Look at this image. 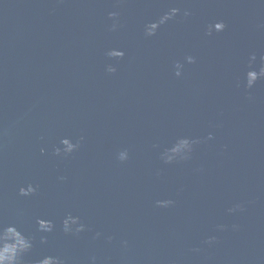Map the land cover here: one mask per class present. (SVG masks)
<instances>
[{
  "label": "water",
  "instance_id": "water-1",
  "mask_svg": "<svg viewBox=\"0 0 264 264\" xmlns=\"http://www.w3.org/2000/svg\"><path fill=\"white\" fill-rule=\"evenodd\" d=\"M171 7L180 11L145 36L144 25ZM221 20L223 31L205 34ZM251 53L258 67L264 0H0V223L34 237L26 264L44 255L65 264L92 256L95 264H264V79L244 87ZM65 136L83 140L54 155ZM182 136L201 143L189 159L165 163L160 153ZM27 183L37 191L20 196ZM164 199L174 204L158 207ZM236 203L243 210L228 213ZM69 212L86 231H62ZM37 218L54 230L38 232Z\"/></svg>",
  "mask_w": 264,
  "mask_h": 264
},
{
  "label": "clouds",
  "instance_id": "clouds-1",
  "mask_svg": "<svg viewBox=\"0 0 264 264\" xmlns=\"http://www.w3.org/2000/svg\"><path fill=\"white\" fill-rule=\"evenodd\" d=\"M180 11L177 7H171L166 11L163 15H161L157 20L150 21L144 25V34L145 36H153L158 27L168 20L172 19L177 15ZM118 12H109L108 17L112 20V24L110 25V30L115 31L118 26ZM185 17L190 15V12L185 9L183 12ZM225 28L224 22L215 21L206 26L205 34L211 35L213 31L220 32ZM108 57H123L124 52L119 49H109L106 52ZM257 56L256 53H251L248 57V68L244 73V87L252 88L255 83L264 79V53H261L259 56V66L252 67V65L256 62ZM184 61L186 63H194V57L191 55H187L184 57ZM174 75L179 77L181 76V71L183 68V64L179 61L174 63ZM105 71L107 73H115L116 67L113 64H106ZM213 138V134L211 132L208 133L205 140H211ZM83 137H79L73 142V140L67 136L62 137L59 141V145L54 146L52 152L56 156H67L76 151ZM201 143L200 138H189L186 136L179 137L175 140L171 146L164 148V150L160 153L161 159L165 163H171L176 160H186L190 158L191 152L193 150V146ZM40 151L43 153L45 149L42 147ZM117 160L123 162L128 159V151L127 149L120 150L116 155ZM58 180L63 181L65 179L64 176L57 177ZM37 191V187L32 183H27L26 185H22L18 189V193L20 196H30ZM158 207H169L174 204V201L171 199L157 200L155 201ZM243 206L240 203L234 204L232 207L227 209L228 213H234L237 211H242ZM37 231L40 233H51L54 230V223L50 219L45 218H37L36 220ZM62 231L65 234L77 235L87 230V226L81 221V218L78 215H73L71 212L64 215L61 221ZM218 231H223L225 229V225L218 224L216 226ZM232 228L235 230L238 228V225H232ZM101 236L100 232L94 233L93 239ZM107 240L111 241L112 237L107 236ZM34 237L25 235L22 231L18 229V227L13 223H0V264H26L23 257L25 254L29 253L33 248ZM216 241V236H209L206 238L204 243L213 244ZM40 242L43 244L46 242V237L41 236ZM123 246H127V241H121ZM198 250V249H194ZM91 264H95L96 257H90ZM31 264H65L64 260L57 255H44L39 259H36L31 262Z\"/></svg>",
  "mask_w": 264,
  "mask_h": 264
}]
</instances>
